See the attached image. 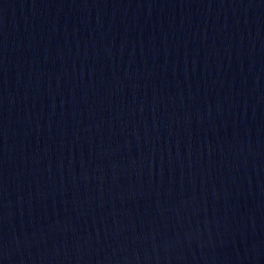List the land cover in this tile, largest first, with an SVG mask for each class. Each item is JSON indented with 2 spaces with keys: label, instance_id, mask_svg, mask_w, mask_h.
Returning <instances> with one entry per match:
<instances>
[{
  "label": "water",
  "instance_id": "1",
  "mask_svg": "<svg viewBox=\"0 0 264 264\" xmlns=\"http://www.w3.org/2000/svg\"><path fill=\"white\" fill-rule=\"evenodd\" d=\"M0 264H264V0H0Z\"/></svg>",
  "mask_w": 264,
  "mask_h": 264
}]
</instances>
